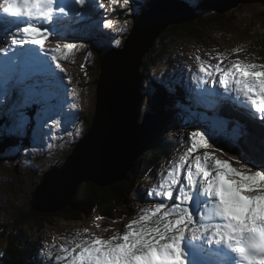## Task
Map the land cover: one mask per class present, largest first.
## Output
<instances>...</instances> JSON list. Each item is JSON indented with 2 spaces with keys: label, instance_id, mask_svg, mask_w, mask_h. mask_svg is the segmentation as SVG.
I'll use <instances>...</instances> for the list:
<instances>
[{
  "label": "snow or ice",
  "instance_id": "snow-or-ice-1",
  "mask_svg": "<svg viewBox=\"0 0 264 264\" xmlns=\"http://www.w3.org/2000/svg\"><path fill=\"white\" fill-rule=\"evenodd\" d=\"M110 3L115 11L121 0ZM122 3L127 7L129 0ZM105 7L103 0H2L0 13L7 46L0 47L4 56L0 86L5 89L0 106L19 90L20 98L12 100L11 111L19 116L21 127L23 109L38 102L26 94L32 87L25 85L32 46L51 53L56 68L67 75L61 56L67 60L87 45L61 44L53 29L79 23L87 34L91 28L87 21ZM8 25H14V31ZM103 27L111 28L112 22L105 21ZM49 37H54V49L45 48ZM227 58L226 53H219L220 62L215 65L201 61L199 71L240 107L264 121V64L237 59L222 66ZM67 79L70 83L72 78ZM52 122L60 123L54 117ZM187 144L178 160L170 162L157 188L148 193L159 202L142 209L123 232L107 238L83 235L89 232L83 229L72 246L63 247L67 255L55 260H67L68 264H264V163L257 165L228 153H224L228 159L219 158L216 153L220 149H214L210 137L201 131L191 132Z\"/></svg>",
  "mask_w": 264,
  "mask_h": 264
},
{
  "label": "rangeland",
  "instance_id": "rangeland-1",
  "mask_svg": "<svg viewBox=\"0 0 264 264\" xmlns=\"http://www.w3.org/2000/svg\"><path fill=\"white\" fill-rule=\"evenodd\" d=\"M134 2H137L138 4L148 3V7L150 6V3L153 4L152 9L154 11L155 5H161L165 4L164 7H160L161 10L159 11L162 15L165 13H172L176 11L175 15H179L182 18V22L175 24H171L165 29L160 37L163 35L165 39H162L163 41L156 43L155 49L152 47L150 51L142 58L141 62L139 63V72L143 76L144 80L147 82L152 83V79H156L158 86L154 87L151 93L150 87L145 86L147 89L145 93L142 94V102H141V108L139 107L140 113V119L139 121L143 120L144 114L146 112L150 111V102L152 99L153 94H157L159 96V99L157 100L158 106L160 107V116L161 118L164 117H170L172 120L180 119L178 114L175 115V112L169 114V109L166 107L167 103H174L172 99H169L168 96H172L175 94V92L179 89L177 84L171 83V79H175L176 77H180L183 75V72L187 75L190 72L192 73V88H195L197 90L196 94L204 93L203 97H199L201 101L205 98V90H204V81L208 79V83H206V90L209 88L211 89V97L214 99L216 98L217 101L220 102L221 100V92L219 91L220 88L219 85H214L215 88L212 89V84L210 83V78H208L204 73H201L199 71L200 63L202 61V58L204 56H213L215 55L218 57L219 53H226L227 59L224 63H222V66H229L230 62L229 59H231L234 56L239 59L243 60L248 57H253V55L249 51L248 44V38L241 37L239 33H241V30H245L249 25V32L253 34L252 36H255L257 40L264 43V6L262 5V2L264 0H257L255 2H248L247 0H243L241 4H237V1L235 0V4L233 5L231 0H228L227 2H224L226 0H132ZM159 1V2H157ZM185 1V2H184ZM216 1H221L226 5L228 8L227 10H224V12L219 13V11H209L214 10L217 8L218 4ZM105 4V9L107 10L109 16L113 15L115 17L110 18L109 20L112 22V27L109 28L108 32H106V39H103L101 41H95L91 37V30L89 29L88 33L85 34L82 30L76 31V33L73 35L72 38V44L77 45H87V47L75 51L76 55H78V63H83V60L88 59L89 61L87 63L88 70L91 72L92 75L96 74L95 65H96V58H98L99 51L106 52V50H109L110 47L119 49L121 48V45L125 40H128L129 35L131 34V31L134 28L135 22H139L141 20V17L145 16V13H140L138 16V20L136 19L134 23L132 20L128 19L127 14L130 13L129 7H124L122 0L121 3L115 6V11H113V6L110 3V0H103ZM206 4H203L205 3ZM0 3H2V0H0ZM199 3V4H198ZM136 4V5H138ZM205 7H208V9H205ZM149 9V8H148ZM190 10V11H189ZM148 11V10H147ZM222 14V15H220ZM138 15V14H137ZM232 17L230 20L233 22L230 24L231 29L233 27L237 28V32L232 31L230 28H222L220 25H210L207 27L206 32H210L214 36V40H217L221 45H212L208 47V44H200L193 41H190L189 37L179 39L176 41H173L175 37H178L177 35L180 33L179 31L175 32L174 26L178 25H184L192 22H197L200 18L204 20L205 23H214L215 20L218 17ZM166 17L161 18L165 19ZM197 18V19H196ZM11 19V18H9ZM220 20V19H219ZM3 16L2 13H0V43L6 44V42L3 40L4 35L6 34L4 31L5 25L2 23ZM121 21L125 22V29L122 30V34L124 36H120V30H116L115 27L120 26ZM94 23H98V19H93ZM162 23V22H161ZM11 29V25H8ZM170 28V32H167ZM12 30V29H11ZM56 29H53L55 31ZM239 30V31H238ZM247 33V34H250ZM120 36V37H119ZM249 36V35H248ZM259 37V38H258ZM179 38V37H178ZM115 41V43H113ZM53 44L56 45V42H54V37H49V41L45 43V48L47 46H52ZM98 45L99 47H95ZM204 45V46H202ZM103 46V47H101ZM256 46V47H255ZM255 48H259L258 45L255 44ZM240 48L241 51L236 52L235 49ZM153 49V50H152ZM250 50H252L250 48ZM95 52H98L95 54ZM72 53V54H74ZM93 53V56L91 57V54ZM38 55L42 54L40 50L37 52ZM90 54V56H89ZM255 54V60L252 62L254 63H261L264 64V55L263 59H261L262 54L259 52ZM34 56V53H33ZM32 56V57H33ZM199 57V59H197ZM61 58H63L61 56ZM103 60L101 63L98 62V65L100 67L101 73L99 77L104 73V67H103ZM261 60V62H260ZM101 64V65H100ZM77 62H72L70 64L71 67H73L74 70L68 71L70 74L73 75L75 81H77L76 84V90L78 94V100L76 101V105L79 106L82 105V108H76L72 109L71 111L67 112V114H62L60 111H55L53 108L55 107V101L53 99V104L47 110L49 111V117L46 119L45 111L41 110V108L35 110L37 113L33 114L31 116V119H39L41 122H43L45 125L49 126L52 131L57 135V133H61L60 136L57 137L58 140H60L59 147L55 150V155L53 157H50L49 159H45L43 161V164L38 165L36 168L37 172H34V169L32 168H26L24 170H20V167H23L27 161V159L33 156L40 157L39 151L35 149L33 151V144L31 143L30 139L20 137L18 140H10L13 141L8 143V147L5 150L4 154H1L3 158L6 160L0 161V260L5 258L6 256V236H10L11 239L15 241L22 240V242H27L31 240V238H35V246L41 245L43 254L46 256H49L51 259L49 262L44 264H60L63 262V264H68L67 260H60L56 261L55 257L57 256H66L67 253H65L62 249L65 246H72L74 240H78L80 236L78 234H83V229L87 228L89 229V232L87 234L83 235H98L103 237L104 235H108L109 233H113L115 231L123 232L125 230L124 224L131 220L132 218L136 217L137 209L145 208L144 204H148L151 202L147 196L144 193H148L145 190L141 191L139 188V185L136 187L137 182L141 181L143 177L146 178L145 175H143V172L141 171L137 177L133 178V182L135 184V187H133L131 190H125L123 191V195H120L119 202L122 203L123 198L125 197L127 200H125L121 206L119 207L118 212L112 217H108V214L102 215V213L99 211L94 216H88V215H82L78 219L70 220L66 218L62 219H56L53 221V224L48 222L46 223L43 229H39L37 232V228H39L38 225L31 223L29 226H25V218L27 217L26 214L29 213L30 206L29 201L33 202L35 200V195L38 194L39 186L42 192L41 200L45 204L49 200L50 201H58V197L54 199H50L53 196H58L60 192L57 191L56 188L52 187L51 185L55 186V181L52 179L49 183H45V181L49 180L47 179V174L53 170L52 166H48L49 163H52L53 160L59 161L66 153H69L70 155L74 152V146L76 143L81 141V139L88 134V128L89 125L86 123L85 117L87 115L92 116L93 111L95 109L96 112V104L98 101V93H99V80L98 83L93 86V79L91 78L89 80V83L91 84L89 91L86 88H89L87 83H83L80 79L83 76V73L80 72V76L78 75V68H76ZM215 65V64H212ZM135 66V63H134ZM88 70L86 72H88ZM100 79V78H99ZM178 80V79H177ZM196 82H198L196 84ZM145 84V81H143V85ZM61 84L56 83V88L60 87ZM93 86V87H92ZM72 88V86H71ZM168 89V90H167ZM75 90V89H74ZM4 91V88L0 86V93ZM70 92V91H69ZM83 92H86L89 95L85 96ZM171 92V93H170ZM72 93V92H71ZM219 93V94H217ZM31 94V92H30ZM27 94V95H30ZM70 97V94L67 95V98ZM57 100L59 102L61 101L64 105L65 103V95L58 96ZM140 103V102H139ZM233 105V102H231L228 107H231ZM84 106V108H83ZM75 107V106H73ZM58 109H62V111L65 110L63 106L57 107ZM9 113H12L11 109L7 110ZM32 111V110H30ZM66 113V111H65ZM81 113V114H80ZM3 115V113H2ZM83 115V116H81ZM202 115V114H201ZM203 116V115H202ZM59 118L60 121V127H55L56 125L53 124L52 118ZM67 117L66 123L63 124L64 119ZM156 116H154L155 118ZM190 117H193L192 115ZM93 118V117H92ZM145 118V117H144ZM150 118V117H149ZM247 118H250V116H247ZM151 119V118H150ZM146 118L145 120H150ZM252 118L251 120H253ZM152 120V119H151ZM19 122V126L17 128L18 131H21L23 127V133L26 134L27 128H29L33 121H24L23 126H20L19 119L17 120ZM85 121V124H84ZM90 121V120H89ZM153 121V120H152ZM39 121H37L38 123ZM183 123V121L181 122ZM150 124V123H149ZM152 124V123H151ZM2 125L3 121H2ZM185 125V123H183ZM104 126V125H102ZM8 134L15 133L10 126H8ZM209 127V123H208ZM7 128V127H6ZM179 128H171L167 130L166 135H169L172 133L178 141V147L180 145L187 144L188 138L193 132L192 130H186L182 129L178 131L177 133H174ZM4 130V129H3ZM50 131V130H49ZM196 131H205L204 128H201L199 126ZM186 132V134H185ZM206 132V131H205ZM51 133V131H50ZM69 133V134H68ZM111 134H114L112 132H108ZM44 129L37 132L35 134L36 138H38L40 141H44L47 143L46 134ZM207 136L210 137V141H212L214 137V132L209 127V130L207 132ZM112 138H115L113 135L109 136ZM239 137V136H238ZM10 139V138H9ZM28 139L30 141V144H27L24 140ZM5 140H8L7 136L0 135V142H4ZM154 143V138L152 139ZM167 138L164 140L158 139L157 148H162L160 146L163 144V148L170 147L171 145H168ZM166 143V145H165ZM242 144H249V145H255L257 143L256 137H252L249 133H246L242 142ZM107 154L111 158L113 157H120L124 158L123 155H120L117 153L116 150L110 149L111 146H109V143H107ZM218 148V147H213ZM106 149V148H105ZM247 149V148H246ZM169 150H173L171 147ZM208 151H213V149H209ZM147 152V151H146ZM149 152V151H148ZM225 153H228L225 151ZM247 153L251 154L250 151L247 149ZM18 154V155H17ZM16 155V158L13 162H11L10 156ZM216 155L219 157L220 152L216 153ZM228 156H235L234 154L228 153ZM228 156L223 155L224 159H228ZM157 157H161L160 154L155 155V161ZM138 157L134 159L125 160V168L128 169L129 166H132V163L135 161H138ZM176 158V157H175ZM170 159V160H174ZM64 159V157H63ZM108 159V158H106ZM153 159V157H152ZM154 160V159H153ZM67 159L64 160V164L66 163ZM98 161V160H97ZM106 161V160H105ZM104 162H101V165H104ZM111 165L109 168L108 162L107 166L105 168L106 173L109 176L115 175V177H123L121 174V162L120 161H111ZM233 166L238 167L235 163V161H230ZM99 163V162H98ZM100 165V164H99ZM41 166V167H40ZM59 168H62V162L58 164ZM250 166V165H249ZM153 169V167H152ZM6 173V175H4ZM10 173V174H9ZM20 173V174H19ZM128 179L127 177H123L122 181H125ZM145 180V179H144ZM144 180L142 181L144 187ZM149 179H146L148 181ZM136 181V183H135ZM85 184L82 185L84 187ZM81 187V186H80ZM149 189V188H148ZM152 191V189H150ZM65 192V191H63ZM141 194L142 197H138V195ZM138 197V198H137ZM152 203V202H151ZM71 205V204H70ZM32 206V203H31ZM69 206V205H68ZM45 206L40 205L37 208L42 210ZM22 217V221L19 222V216ZM104 216V217H103ZM17 218V219H16ZM102 218V219H98ZM16 219V220H15ZM17 225H19L20 229H23V235L22 238H18V231L12 230ZM99 225V227H97ZM105 229H109V231H105ZM2 233L5 235L2 237ZM34 248V247H30Z\"/></svg>",
  "mask_w": 264,
  "mask_h": 264
},
{
  "label": "water",
  "instance_id": "water-1",
  "mask_svg": "<svg viewBox=\"0 0 264 264\" xmlns=\"http://www.w3.org/2000/svg\"><path fill=\"white\" fill-rule=\"evenodd\" d=\"M164 6V3L159 5V7ZM209 11L219 10L215 8ZM175 13L171 11V13L162 15L158 12V14H153V17L156 18L154 19L145 12V16H142L139 22H135L124 48L111 50L105 56L102 64L104 73L100 76L98 83L97 111L93 116L92 127L83 140L74 148V152L68 156L64 166L53 169L47 174V179L49 180L45 181V183H49L53 179L55 186H51L60 192L59 197L53 196L50 199L58 197V201L52 202L49 200L44 204L41 200L42 192L39 186L38 194L35 195V200L31 202L34 203V210L40 212L62 211L72 203L71 201L76 195L79 186L85 182H93L98 187L103 188L122 181L131 167L130 165L128 169L125 168V160L134 159L149 150L156 132V123H150V126L145 124L147 117L154 119L155 115L153 113L147 114L142 123L139 121L140 111L138 112V110L142 102L143 90V76L139 72V63L155 45L159 35L168 27L161 23V18L167 15L171 23L175 25L182 22V18L179 15H175ZM169 15H173V17ZM141 130H143L142 135L141 133L139 134ZM109 131L116 133L111 134L108 133ZM99 135H104V139L99 140ZM112 135L121 136V143L124 145L121 147L120 143H114V147L110 148L111 150L124 152L122 154L124 158L117 157V160L113 158L110 160L122 162L121 170L124 173L121 174L123 175L121 178L115 177V175L109 176L106 173V162H108L109 168H111V164L106 157L100 156L102 152H107V143L110 144L109 136ZM129 151L131 153H127ZM233 153L238 158L243 156L251 163H255V159L250 156L247 157L236 150ZM104 161L105 163L102 166L101 162ZM40 205L45 207L40 210L37 208Z\"/></svg>",
  "mask_w": 264,
  "mask_h": 264
},
{
  "label": "trees",
  "instance_id": "trees-1",
  "mask_svg": "<svg viewBox=\"0 0 264 264\" xmlns=\"http://www.w3.org/2000/svg\"><path fill=\"white\" fill-rule=\"evenodd\" d=\"M136 4H138V3L130 0L129 5H128L129 11H131V12L127 14V17H128V19L132 20L133 23L138 18L140 13H145L147 10H149L153 6V4L150 3L151 7H148V3H144V2H142V4H138V5H136ZM230 18H232V17H230ZM230 18L227 16L226 17L225 16L224 17H218L215 20L216 22L210 23V24L205 23L204 20L202 18H200L197 22H192V23H188V24H184V25L174 26L175 32L179 31L180 33L177 35L179 38L175 37L173 39V41L189 37V38H192V39H190V41L195 40L194 42L200 43V44H206L207 43L208 47H210L212 45L220 46L221 44L217 40H214L213 34L210 32H206L207 27L210 25H220L222 28H226V29L230 28L231 29L230 24L233 21L230 20ZM120 24L125 26L124 21H121ZM249 27H251V26L249 25ZM249 27H247L245 30H241L242 32L239 34L241 37L248 38L249 41H248L247 46L249 47L250 53L252 55H254L253 60L256 62V60H255L256 56H255V54H253V52L257 53V55L260 52L262 54L261 57L263 58L264 43L257 40V38L255 36H252L253 34H251L248 30ZM171 29L172 28H170L167 32H170ZM231 30L234 32H237V28H235V27H233ZM247 33H250V34H247ZM160 38H161L160 42L163 41L162 39H165V37L163 35ZM156 42H159V39ZM255 44L258 45L259 48H255L256 47ZM122 45H124V42ZM202 46H204V45H202ZM250 48L252 50H250ZM154 49H155V47H154ZM96 53H98V52H95V54ZM107 54H108L107 50H106V52L99 51L98 58H96V65H95L96 67L94 69L96 71V74L92 75L90 73L89 74L86 73L85 74L86 77H83V78H86L85 80L88 82L92 78L94 81V83H93L94 87L98 83V80L100 78L99 75L101 73L98 62L101 63L102 59H104ZM151 82L154 85L156 84L155 79H152ZM145 83L147 84V81ZM90 85L91 84L89 83L88 86H90ZM37 88H38V84H36V89ZM146 90L147 89L145 88V91ZM85 94L89 95V92H88V94L85 92ZM158 99H159V96L156 94L155 99L152 102V105L154 106V108L156 107V103H157ZM157 105H158V103H157ZM228 108L229 107H226V113L228 112ZM152 112H155L157 114L155 122H156V127H158V130L156 132V136L159 137V131H160V129L165 127V125L167 124V121L169 122V125L173 124L174 121L168 116L164 117V118L159 117L160 113H157V111H155V110H151L150 113H152ZM33 113L35 114L37 112L34 110ZM94 114H95V109L93 111L92 116L87 115L85 117L86 123L89 125V127H91V123L93 120L92 117L94 116ZM146 115L147 114H144V117ZM144 117H143V119H144ZM157 118H159V119H157ZM141 121H143V120H141ZM249 121H251V119L247 118L246 122L249 123ZM89 129L90 128H88V130ZM154 138H155V136H154ZM24 141L31 146L30 141L28 139H25ZM8 143H10V141L5 140L3 143L0 142V145L4 146V147H8V145H7ZM12 143H13V141H12ZM169 144L170 143H168V145ZM232 148L234 149V147H232ZM247 149L250 151V153L254 154L256 159L258 158L255 155L256 150L251 149V148H247ZM247 149L245 147H241V144H239V146L235 150L238 152H241V150L244 152H247ZM235 150H234V152H235ZM229 153L234 154L237 157V155L235 153H231V152H229ZM1 158H2V160H6V158L4 159L3 156ZM249 165L251 166V164H249ZM134 166H135V170H137V166H140V162L136 161ZM134 177H135L134 174H132V172H130L128 174V179H126L125 181L117 182L116 184H112V185L106 186L104 188L98 187L93 182L86 183V185L84 187H82V185H83L82 184L81 187H79V191L77 192V195L73 198L71 205L66 206L60 212L36 211L31 206V202L29 201L30 210H29V213L26 214L27 217L25 218V226L30 224V222H36L37 225L39 226V229L40 228L43 229L44 228L43 225H45L48 222L53 224V221L56 219L60 220L62 218H66V219H70V220H75V219H78L79 217H81L82 215L94 216L99 211L102 213V215L108 214V217L112 218L118 212L121 204L125 200H127L125 197H122L123 201H122V203H120L119 197H121L120 195H123V193H124L123 191H125L126 189L130 190V188L133 184V178ZM138 197H142L141 194H139ZM22 217H23V214L21 216H19V222L22 221ZM17 226H19V225H17ZM22 235H23L22 230H18V238H22ZM20 241L21 240L15 241V240L11 239V237L8 238V240L6 242V244H7L6 256H5V258L0 260V264H30V262L32 260V256H33V254H32L33 248H30L32 246H30L28 244V242L25 243V242H20ZM31 243H33V242H31Z\"/></svg>",
  "mask_w": 264,
  "mask_h": 264
},
{
  "label": "bare ground",
  "instance_id": "bare-ground-1",
  "mask_svg": "<svg viewBox=\"0 0 264 264\" xmlns=\"http://www.w3.org/2000/svg\"><path fill=\"white\" fill-rule=\"evenodd\" d=\"M228 0H226V1H224V2H227ZM232 1V3H233V5L236 3L235 2V0H231ZM237 1V4H241L242 3V1L243 0H236ZM248 2H250V3H252V2H255V1H257V0H247ZM157 2H159V1H157ZM185 2V1H184ZM216 3L218 4V6H217V9L219 10V13H222V12H224V10L227 8L226 7V5H224V3H222L221 1H216ZM199 4V3H198ZM203 4H206V2L205 3H203ZM262 5L264 6V2H262ZM229 8V7H228ZM205 9H208V7H205ZM161 10V8L158 6V5H155L154 6V11H153V9H152V7L148 10V11H146V13H148L150 16H152L153 17V14H158V12ZM190 11V10H189ZM220 15H222V14H220ZM170 17H173V15H169ZM165 19H162V24L164 25V26H169V25H171L172 23H171V21H170V19L168 18V16L167 15H165ZM154 19H156L155 17H153ZM197 19V18H196ZM161 35V34H160ZM160 35H159V37H160ZM159 37L157 38V40L159 39ZM156 40V41H157ZM155 41V45L153 46V48L156 46V42ZM101 65V64H100ZM101 71V70H100ZM29 79H30V77L28 78V80L27 81H29ZM58 83V82H57ZM36 84H38V83H36ZM36 84L35 85H33L32 86V90L33 89H36ZM60 84V83H59ZM125 99H127V98H125ZM219 102V101H218ZM140 107V106H139ZM96 111H97V107H96ZM140 113H141V111H140ZM147 113H149V112H146L145 114H147ZM224 113H226V108L224 109ZM33 114L34 113H32V116H33ZM227 114V113H226ZM156 116V115H155ZM148 119H150L149 117H147ZM157 119H159V118H157ZM153 120V121H152ZM152 120L150 119V120H146L145 121V124L147 125V126H150L151 124H149V123H156L155 121H156V117L153 119L152 118ZM143 121H144V119H143ZM158 122V121H157ZM232 122L234 123L235 122V117H234V119L232 120ZM249 124H252V120L251 121H249ZM155 125V124H154ZM253 125V124H252ZM152 127V126H151ZM209 127L211 128V130L214 132V133H216L215 131H217L218 129H220V122L219 123H216V124H211V123H209ZM145 131V130H144ZM143 132V130H141L140 132H139V134L141 133V135L143 134L142 133ZM69 134V133H68ZM44 136H45V134H44ZM115 138H112V137H110L109 138V141H110V144H109V146H111V147H114V143H120V145H121V147H123L124 145L121 143V141H122V139H121V136H114ZM102 139H104V135H99V140H102ZM48 143V142H47ZM169 143V142H168ZM170 145V144H169ZM6 148L7 147H4V146H1L0 145V161H2V156H1V154H4L5 153V150H6ZM38 151V150H37ZM101 153V152H100ZM117 153L118 154H120V155H122V154H124V152L123 151H117ZM127 153H131L130 151L129 152H127ZM31 156V155H30ZM100 156H103V157H106V158H108L107 160L109 161V163L111 164L112 162L110 161L111 160V157L110 156H108V154L107 153H101L100 154ZM129 156H131V155H129ZM113 159H115V160H117V157H113ZM122 165V162H121V164H120V166ZM35 172V171H34ZM10 174V173H9ZM121 176H123V175H121ZM127 177V176H126ZM80 187V186H79ZM104 188V187H103ZM79 191V188H78V190H77V192ZM77 192H76V195H77ZM75 195V196H76ZM74 196V197H75ZM59 197V196H58ZM31 201V200H30ZM72 202V201H71ZM32 207H34V203H32Z\"/></svg>",
  "mask_w": 264,
  "mask_h": 264
}]
</instances>
